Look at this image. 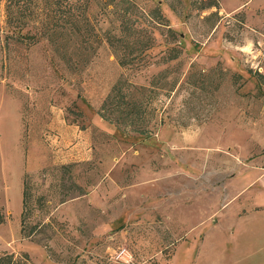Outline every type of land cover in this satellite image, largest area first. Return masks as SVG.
Masks as SVG:
<instances>
[{
  "label": "rangeland",
  "instance_id": "obj_1",
  "mask_svg": "<svg viewBox=\"0 0 264 264\" xmlns=\"http://www.w3.org/2000/svg\"><path fill=\"white\" fill-rule=\"evenodd\" d=\"M5 1L0 257L264 264V0H122L141 25L153 28L157 11L174 32L170 41L153 29V47L124 68L104 41L118 22L101 0L86 13L87 45L64 31L51 45L39 10L25 19L31 39L5 42ZM170 48L177 58L166 62ZM118 80L140 88L147 137L98 117ZM25 177V226L43 225L29 239L20 234Z\"/></svg>",
  "mask_w": 264,
  "mask_h": 264
},
{
  "label": "trees",
  "instance_id": "obj_2",
  "mask_svg": "<svg viewBox=\"0 0 264 264\" xmlns=\"http://www.w3.org/2000/svg\"><path fill=\"white\" fill-rule=\"evenodd\" d=\"M93 0H6L4 5V30H2L3 38L6 42L7 38H13L15 42L21 43L24 39H31L30 35H23L22 31L27 28L25 20L28 17H39L35 10L40 13H45L44 23L40 24L42 34L48 37L50 44H55L51 41V35L54 37L61 31H64L70 37L73 34L80 36L82 42L87 45L88 37L90 36V29L87 24V10ZM103 6L111 14L112 17L118 22V34H111L110 32H103L104 41L108 48L115 55L117 64L120 67H126L128 64L133 63L135 60L138 62L140 58L149 51L153 45L152 30L163 29V35L174 40V32L168 28L165 19L155 11V15L149 17L150 24L155 25L153 28L150 26L141 25L143 22L132 12L122 10V0H101ZM41 3V8L37 9L35 3ZM34 3L33 7L30 5ZM158 10V9H157ZM131 11V10H130ZM44 15V14H42ZM29 20V19H28ZM144 24V23H143ZM56 29H60L57 32ZM12 31V32H11ZM53 33V34H52ZM58 37V36H57ZM56 38V37H55ZM142 39V40H140ZM140 42L143 43L140 45ZM139 47L134 48V45ZM60 50L63 56L67 51L62 47L56 48ZM135 51V52H133ZM170 52L174 54L168 55L166 62L173 61L177 58V50L170 48ZM240 79L239 75H236ZM140 91V88H135L127 84L123 80H118L110 88L108 94L103 100L98 117L114 126L129 127L130 132L136 133L139 136L147 137V130L142 129L143 123L140 118L142 117V110L140 105H137L133 99V94ZM21 183V213H20V234L22 238L29 239L32 235L37 234V228L43 225L34 224L26 228L24 222L28 215L27 205L30 199L28 192V183L25 180ZM39 200V199H38ZM3 223V217L0 214V225ZM48 227V225H45ZM26 258V255H24ZM0 264H16L12 255H3L0 257Z\"/></svg>",
  "mask_w": 264,
  "mask_h": 264
}]
</instances>
